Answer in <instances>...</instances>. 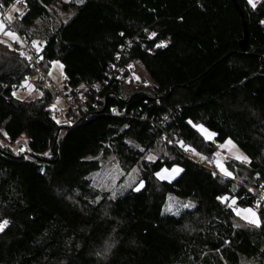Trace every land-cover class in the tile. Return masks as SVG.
Segmentation results:
<instances>
[{"label":"trees","instance_id":"16d2710c","mask_svg":"<svg viewBox=\"0 0 264 264\" xmlns=\"http://www.w3.org/2000/svg\"><path fill=\"white\" fill-rule=\"evenodd\" d=\"M56 1L26 0L14 26L30 41H45V71L59 60L70 84L89 92L78 115L67 112L57 124V94L45 82L34 79L43 93L35 99H17L18 83L5 82L16 74L23 81L34 68L16 51L0 60V130L11 143L27 142L23 152L0 142V220L9 221L0 232V264H264V225L250 226L229 207L232 197L237 207H254L264 190V0H254L255 8L236 0L253 54L241 48L233 0H84L68 22L55 18ZM38 20L48 24L32 29ZM133 61L151 86L114 74ZM189 120L215 132V142ZM166 135L207 159L230 138L251 163L228 161L233 178H226ZM160 142L165 155L146 161ZM110 155L125 171L141 170L140 191L126 187L113 200L95 188L92 175ZM174 165L183 171L171 182L153 174ZM168 195L194 206L163 213Z\"/></svg>","mask_w":264,"mask_h":264},{"label":"rangeland","instance_id":"374dc122","mask_svg":"<svg viewBox=\"0 0 264 264\" xmlns=\"http://www.w3.org/2000/svg\"><path fill=\"white\" fill-rule=\"evenodd\" d=\"M79 4H81V3H78L77 0H57L55 2V4L53 5V10L55 11V18L58 21H60V22H68L70 20V18L74 15V13L76 11V6L79 5ZM12 5H15L16 11L12 10ZM25 7H26V5L20 6L19 4H17L14 1L8 7H3L7 11L6 15H3L0 12V21H3V23L6 25V29L5 30H9L10 29V30L16 31L17 35L20 37V39H21V37H24L26 39H28V38L23 36V35H20L18 33V31L16 30V28L14 26V21L19 19L22 16V15H20V13L23 14ZM9 16L12 17L11 22H9V19H8ZM46 24H48L46 21L38 20L32 26V29L42 28ZM32 37L33 38L31 39V41L28 39L31 44H32L33 40L38 42V46L39 47L43 46L45 44L44 40L36 38L35 36H32ZM0 40H7L6 44L5 43H0V60L2 58H4V57L7 58L9 56L14 55L15 51H16V52L19 53L20 57L22 59L26 60L30 64V66L33 68V66H32L33 62H30L25 56L21 55V53H22L21 52V47L18 46V44L21 45V43H16L15 41L8 40L2 34H0ZM8 44L11 45V48L8 47ZM56 61L58 63L55 64V65H53L51 63L50 66H49V69L46 71V73L58 85H61L62 84V77L64 75L63 65H62L61 61H59V60H56ZM61 65H62V67H61ZM130 66H131L130 69L127 70V72L129 73L128 82L127 83H129L131 81L132 84L134 85V87H138V85H142V86L149 85V86H151L153 84L152 79L148 75V73L145 70L144 66L139 61H133ZM49 72H51V75H49ZM34 75H36V70L34 71L33 74H29L26 77L27 80H28L29 76H34ZM6 80L7 81H5V82L7 84H10L11 80L15 81V84L18 83L16 85H19V86H18L17 89H15V92L21 98H30V99L34 98L35 99V98H37V97H39L41 95V91L39 90L38 87L36 88V85L34 84L35 83L34 79H29L28 80V83L33 86V90L31 92L29 91V89L26 86H24V79H23V81L19 82L17 74L13 75L11 77L10 76L6 77ZM23 86L25 87L24 88L25 90L22 89ZM52 105H55V108L52 107L53 110H55V109L59 110V114L57 116V119L59 121H61V122H64V121H62V119L66 118L65 114L67 113V110H68L67 103L64 101V99L60 95H58L56 100H55V102ZM203 126L206 127L205 125H203ZM4 134L5 133L0 130V142H1V144H3L4 146H10V147H12L14 149V151L20 152L19 149L22 148L21 144L17 143V142L16 143H11L10 140ZM228 139H230V138H228ZM206 141H208V140H206ZM210 142H212V141H210ZM223 143L224 142L216 144V148H215L214 153H218L219 156L217 157V156L213 155L212 157L214 158V160L217 159V158L221 159L222 161H224L225 166L229 168V166L227 165V162L230 161V160H235V159L232 158V155L235 153V150H232L230 152L227 149H222V148L218 147V145L223 144ZM236 146H237V149L239 150V153H243V154L247 155L243 150H241L238 147L237 144H236ZM156 147L157 148L155 150L149 152L155 157V160L158 159L161 155H165L164 154L165 153V145H163L160 142ZM196 152L199 153V155L191 152V154L189 156L191 160H193L194 162H203V161L207 160V159H203V160L201 159V156L206 157V155L204 153H201L198 149H196ZM149 153H147V154H149ZM167 153H168V151H167ZM100 160H101V169L98 172H96V173H94L92 175V179H93V185L95 186V188L97 190H99L101 192L102 195L110 196V195H112L113 192L121 191V190H123V188H126V187L130 188L129 187L130 182L132 180H139L140 177H141V170L139 168L134 167L132 169H129L128 171H125L114 155H110L109 157H103L102 156L100 158ZM146 161H149V160L146 159ZM149 162H153V161H149ZM205 164H206V162H205ZM212 168L214 170H216L218 174L222 175L219 172V170L217 169L215 164H214V166ZM134 169L136 170L135 172L133 171ZM229 171L232 172V170L230 168H229ZM179 174L175 175V177L172 180H174ZM231 178H233V176ZM237 183H238V185L240 184L239 181H237ZM260 196H261V193H260ZM170 197H171V199H170ZM100 198L101 197H99L97 201H99ZM184 204H189V202H186V201H184L183 199H180L177 196L168 195L166 203H165V205L163 207V213H166V214H177V213L180 212V210L185 208V207H182V205H184ZM240 208H243V207H240Z\"/></svg>","mask_w":264,"mask_h":264},{"label":"snow or ice","instance_id":"6c2138e0","mask_svg":"<svg viewBox=\"0 0 264 264\" xmlns=\"http://www.w3.org/2000/svg\"><path fill=\"white\" fill-rule=\"evenodd\" d=\"M17 2H19V0H17ZM77 2L82 4L84 2V0H77ZM248 3L251 4L253 8H255L256 4H255L254 0H248ZM0 7H3V4H0ZM12 10L16 11L15 5H12ZM20 15H23V14L20 13ZM8 19H9V22H11L12 17L9 16ZM261 23H264V21H261ZM5 29H6V25L3 23V21H0V34H2L8 40L15 41L16 43H22V41H21L20 37L17 35L16 31H13L10 29L5 30ZM121 35H123V33H121ZM155 36H156V33H151V37H155ZM0 43L6 44L7 40H0ZM32 44H33V47L36 48L37 53H39L41 51V49L38 46V42L33 40ZM158 46H164V45H163V43H161ZM8 47L11 48V45L8 44ZM21 55H24V53H21ZM27 59H31V57H27ZM39 59L42 60L43 57L40 56ZM51 63L53 65H55L58 62L52 61ZM61 67H62V65H61ZM129 67H131V66H129ZM49 75H51V72H49ZM24 86H26L30 92L33 90V86L28 83L27 78L24 80ZM82 87H83V85H82ZM42 94L43 93H41V95ZM12 95L14 97H16L17 99H21V97H19L16 92H13ZM52 107L55 108V105H52ZM54 119H55V117H54ZM56 123L59 124L60 121L56 120ZM188 124L191 125L197 132H199L200 135L203 136V138L205 140L215 142L214 138L217 135L215 132L210 131L208 128L204 127L202 124L194 123L191 120L188 121ZM125 127H127V125H125ZM4 135L7 136V133H5ZM168 142L173 143L172 140H169ZM17 143H20V141H17ZM175 143L179 144V146L181 148H183L185 151H190L192 153L199 155V153L196 152V149L194 147L186 144L183 140H177V141H175ZM137 147H139V146H137ZM218 147H220L222 149H227L230 152L232 150H235V153L232 155V158L239 161L242 164L247 165V164L251 163L250 157L243 154V153H239V150L237 149L236 144L231 139L225 140L224 143L218 145ZM19 151L23 152L24 149L20 148ZM141 151H143V149H141ZM43 155L48 156L49 153L45 152V153H43ZM213 155L217 156V157L219 156L218 153H214ZM143 158L147 159L149 161L155 160V157L151 153L147 154ZM201 159L203 160V159H207V158L204 156H201ZM214 163H215L217 169L219 170V172L223 176H225L227 178H231L233 176V173L231 171H229L228 167L225 166L224 161L217 158L214 160ZM133 171L135 172L136 170L134 169ZM181 171H183L182 168L174 165L171 168H161L159 171H155L153 174L155 175V177L158 180H168L169 182H171V180L175 177V175L179 174ZM213 175L215 176L216 173L214 172ZM257 175H259V174H257ZM144 184H145L144 179L132 180L129 184V187H131L134 191H140L144 187ZM260 187L264 188V184H261ZM249 191L251 192V191H253V189L249 188ZM116 195L117 194L115 192H113L112 196L110 198L114 200V199H116ZM170 199H171V197H170ZM217 199L220 200L221 202L229 200V198L225 197V196H218ZM261 200H264V195H261L259 197V199L257 200L256 206H255L256 208L261 207V205H260ZM233 205H236V197H232L230 199L229 207H232ZM192 206H194V205H191L190 203L182 205V207H185V208L192 207ZM232 210H233V212H235V214L237 216H240L247 224H249L252 227L260 228V227H262V225H264V219H262V214L257 212L253 207H243V208L232 207ZM8 224H9V221L7 219L0 220V232H3L4 229L8 226ZM226 243H227V241H226Z\"/></svg>","mask_w":264,"mask_h":264},{"label":"built area","instance_id":"2783aa9c","mask_svg":"<svg viewBox=\"0 0 264 264\" xmlns=\"http://www.w3.org/2000/svg\"><path fill=\"white\" fill-rule=\"evenodd\" d=\"M15 2L17 4H19L20 6H24L26 5V0H19V2H17V0H15ZM0 12L3 15H6V9L3 7H0ZM22 43L21 45L18 44V46L21 47V52L24 53L23 56L27 57H31V59H28L30 62H33L32 66L33 68L36 70V75L34 76H29V79H35V78H39L41 80H43L45 82V84L52 89L53 91H55V93L58 95H60L64 101L67 103L68 105V110L67 112L71 113L72 116L74 115H78L79 113V103H84V101L87 100V94L89 92V89L87 87V85L85 84H79L78 86L73 87L70 82H69V78L66 75H63L62 77V84L58 85L54 80H52L48 74L46 73V71L43 69L41 61L39 59V57L41 56L40 52L37 53L36 48L33 47V45L29 42L28 39L21 37ZM43 46H40L39 48L41 49ZM132 64V62L129 64V66ZM123 67V66H119V67H115L114 70V74L117 75L124 83L128 82V78L124 79V73L130 69V67ZM83 85V87H82ZM19 85L15 86V89L18 88ZM93 89H96V91H98L97 86H92ZM25 87L23 86L22 89H24ZM25 90V89H24ZM59 114V110L55 109L52 111V116L56 117ZM66 116V114H65ZM129 127V126H128ZM23 138V139H22ZM169 140H172L173 143H171L173 146H175L176 148H178L179 150H183V154L185 156H190L191 152L190 151H185L183 148L180 149L179 144L175 143V139L171 138L169 136L166 135V141L168 142ZM20 141L21 146L23 147V149L27 148V142L24 136H21L20 139L18 140ZM169 143V142H168ZM206 166L212 168L214 166V158L210 157L208 158L206 161ZM261 195H264V190H259ZM259 199V198H258ZM257 199V200H258ZM256 200V202H257ZM262 201V200H261ZM260 201V203H261ZM256 202L254 205V209H256V211L259 210V208H256ZM232 207H237V205H233ZM232 207H230L232 209Z\"/></svg>","mask_w":264,"mask_h":264},{"label":"water","instance_id":"95a60500","mask_svg":"<svg viewBox=\"0 0 264 264\" xmlns=\"http://www.w3.org/2000/svg\"><path fill=\"white\" fill-rule=\"evenodd\" d=\"M239 14H240V17H241V20H242V23H243V30H244V38L241 42V48L244 52L248 53V54H253L251 53L250 49H249V46H248V39H249V31H248V27H247V22H246V19H245V15H244V12L241 10L240 6L238 5L237 1L236 0H233ZM259 58H260V61L262 63H264V54L262 55H259Z\"/></svg>","mask_w":264,"mask_h":264}]
</instances>
